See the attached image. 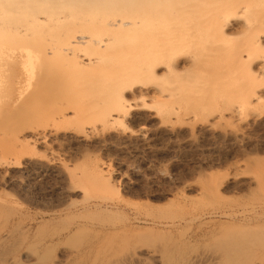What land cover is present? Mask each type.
<instances>
[{"label": "bare ground", "instance_id": "1", "mask_svg": "<svg viewBox=\"0 0 264 264\" xmlns=\"http://www.w3.org/2000/svg\"><path fill=\"white\" fill-rule=\"evenodd\" d=\"M0 17L9 31L13 23L34 25L27 43L0 42V57L20 64L15 101L36 100L40 116L34 117L41 121L19 126L31 137H18L0 149L6 153L0 159L4 181L16 166L38 170L42 177L66 171L52 144L65 149L77 136L102 138L108 120L127 118L132 110L130 92L140 98L132 106L141 109L153 106L161 113L169 103L186 106L188 118L204 120V130L230 118L235 124L229 122L226 128L233 126L223 133L238 145L250 140L252 127L264 117V0H0ZM100 26L103 36L96 34ZM6 66L0 61V71ZM150 93L155 97L149 105L145 97ZM72 119H79L80 128L58 126ZM144 132H135L137 138H145ZM129 134L124 141L133 138ZM39 144L49 154L36 152ZM95 171L102 174L89 191L99 197L102 187H111L113 172L105 162ZM222 185L211 180L200 194L216 196ZM147 215L145 223L152 227L142 232L109 225L113 237L91 255L83 252L86 264H264V228L217 233L200 225L188 232L176 223L186 218L164 206ZM92 218L106 228L103 214Z\"/></svg>", "mask_w": 264, "mask_h": 264}, {"label": "rangeland", "instance_id": "2", "mask_svg": "<svg viewBox=\"0 0 264 264\" xmlns=\"http://www.w3.org/2000/svg\"><path fill=\"white\" fill-rule=\"evenodd\" d=\"M33 26L13 23L9 31L0 17V42L25 44ZM96 34L103 36L104 29L98 27ZM0 58L7 62L0 71V149H4L18 137H31L19 126H37L41 121L35 120L40 116L36 100L15 101L20 64L16 59ZM161 84L164 88L171 86ZM154 97L152 93L147 95L146 103L150 105ZM134 98L130 92L128 108L132 110L129 109L127 118L106 122V138L100 136L106 143L99 136L84 141L75 136L76 140L65 144V149L58 142L52 144V151L68 165L66 171H49L42 177L38 170L26 171L16 166L9 182L0 178V203L4 205L0 212V264H52L56 258H62L63 264H86L88 258L84 261L83 252L91 255L113 237L109 225L145 231L152 227L145 223L151 218L147 214L158 206L168 208L178 217L184 216L186 222L176 223L188 232L200 225L217 233L264 228V117L252 127L250 140L238 145L223 133L227 125L235 124L230 118L215 123L214 129L204 130V120L200 116L188 118L186 106L169 103L162 106L160 113L161 109L153 106L139 108L140 98ZM135 102L137 105L132 106ZM176 112L181 121L176 119ZM78 120L58 126L63 130L80 128ZM141 129L146 139L137 138L139 133L135 132ZM129 133L134 140L124 141ZM39 151L49 154L41 144L36 147ZM5 155L0 153V159ZM101 162L112 169L111 187H102L99 197H94L89 189L102 174L95 171ZM211 180L222 181L219 194L201 196L200 188L208 186ZM97 212L107 220L105 229L92 218ZM78 226L81 230L77 232Z\"/></svg>", "mask_w": 264, "mask_h": 264}]
</instances>
